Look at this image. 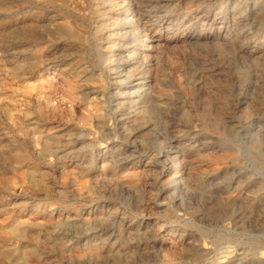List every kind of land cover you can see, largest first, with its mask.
<instances>
[{"label": "rangeland", "instance_id": "374dc122", "mask_svg": "<svg viewBox=\"0 0 264 264\" xmlns=\"http://www.w3.org/2000/svg\"><path fill=\"white\" fill-rule=\"evenodd\" d=\"M0 264H264V0H0Z\"/></svg>", "mask_w": 264, "mask_h": 264}]
</instances>
